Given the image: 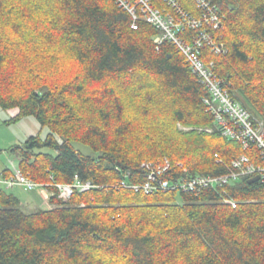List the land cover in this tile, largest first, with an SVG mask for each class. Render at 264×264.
I'll return each mask as SVG.
<instances>
[{
    "label": "trees",
    "instance_id": "16d2710c",
    "mask_svg": "<svg viewBox=\"0 0 264 264\" xmlns=\"http://www.w3.org/2000/svg\"><path fill=\"white\" fill-rule=\"evenodd\" d=\"M210 1L227 48L212 54L214 71L264 121V0ZM158 33L144 20L133 28L115 0H0V108L18 110L4 123L32 116L48 130L10 148L18 167L36 182L97 185L67 202L48 185L52 206L29 212L0 190V264H264V175L198 195L113 186L117 167L132 182L164 157L210 175L240 154L256 159L199 130L214 125L207 90L172 43L156 49Z\"/></svg>",
    "mask_w": 264,
    "mask_h": 264
},
{
    "label": "built area",
    "instance_id": "2783aa9c",
    "mask_svg": "<svg viewBox=\"0 0 264 264\" xmlns=\"http://www.w3.org/2000/svg\"><path fill=\"white\" fill-rule=\"evenodd\" d=\"M190 1L194 5L192 11L184 8L179 0H161L162 6L153 0H115L130 14L133 28L137 27L140 20L154 25L159 30L154 38L156 49L163 42L172 43L207 90L204 104L213 116L214 125L204 130L217 131L226 139L239 143L244 150L253 148V152L257 153L256 159L252 160L247 154H240L231 160L228 173L210 175L192 174L181 162H171L164 157L143 162L140 165L141 177L132 182L131 172L117 167L121 178L113 184L114 187L128 188L144 194L176 191L198 195L206 189L217 190L243 177L264 175V121L252 115L235 100L225 87L224 81L214 71L215 61L212 54L227 52L221 35L217 34L221 28L219 9L210 0ZM215 156L220 161L217 154ZM0 183L10 189L21 186L28 191H48V185H52L56 188L57 197L63 202H67L76 192L89 191L97 186L76 176L71 183L36 182L14 165L10 166L7 175L0 177ZM222 198L224 203L232 207L237 205L232 197L223 195ZM80 206L84 204L81 203Z\"/></svg>",
    "mask_w": 264,
    "mask_h": 264
},
{
    "label": "rangeland",
    "instance_id": "374dc122",
    "mask_svg": "<svg viewBox=\"0 0 264 264\" xmlns=\"http://www.w3.org/2000/svg\"><path fill=\"white\" fill-rule=\"evenodd\" d=\"M122 92H126V90H123ZM136 99L132 100L134 103ZM17 109H2L0 108V168H5L6 166L10 168L11 165L18 166L17 164V158L13 151L10 150V148L13 145L20 144L24 142L29 136L31 135H37L39 134L41 137H43L44 129L41 130L40 124L38 121L30 116L25 119L19 120L17 122L13 123H4L5 120H8L12 118L16 113ZM132 111H128L129 114ZM178 128L187 130L188 127H184L180 124H178ZM208 128V127H207ZM206 128H199V130H204ZM73 146L80 150L84 154H91L93 151L89 146L83 145L78 142H73ZM36 152L42 151L46 153H52L54 154L55 151L51 150L49 148H42L40 150H35ZM0 187L7 191L11 192L14 190L15 195L20 199L21 202V209L24 211H33L38 208H35V206L28 205L27 201L31 199V197L34 195V191H28L25 190L23 187L18 186L14 188H7L5 185L0 184ZM179 201L180 198H177ZM41 209H44V207H47L46 204H41V206H38Z\"/></svg>",
    "mask_w": 264,
    "mask_h": 264
},
{
    "label": "crops",
    "instance_id": "0c3cea01",
    "mask_svg": "<svg viewBox=\"0 0 264 264\" xmlns=\"http://www.w3.org/2000/svg\"><path fill=\"white\" fill-rule=\"evenodd\" d=\"M27 117H30V116L22 117L19 120L25 119ZM40 127H41V130L44 129V133H43V137H44L48 133V130H47V128L42 127L41 125H40ZM5 169L9 170V168L7 166L5 168H3V167L0 168V177L7 175V173H3V171ZM0 190H3V189L0 187ZM11 192H13L15 194L14 190H12ZM49 197H50V193L45 189L34 190V195L31 197L30 200L27 201V203L30 206H33V207L35 206V208H39L38 206H41V204H46L47 207H44V209H47V208H50L52 206L50 201H49Z\"/></svg>",
    "mask_w": 264,
    "mask_h": 264
},
{
    "label": "water",
    "instance_id": "95a60500",
    "mask_svg": "<svg viewBox=\"0 0 264 264\" xmlns=\"http://www.w3.org/2000/svg\"><path fill=\"white\" fill-rule=\"evenodd\" d=\"M259 179H260V176H259V175H256V176L250 178V179H249V182L257 181V180H259Z\"/></svg>",
    "mask_w": 264,
    "mask_h": 264
}]
</instances>
